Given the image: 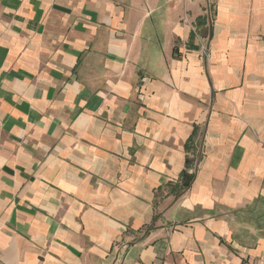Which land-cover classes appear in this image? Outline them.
I'll list each match as a JSON object with an SVG mask.
<instances>
[{"label":"crops","instance_id":"1","mask_svg":"<svg viewBox=\"0 0 264 264\" xmlns=\"http://www.w3.org/2000/svg\"><path fill=\"white\" fill-rule=\"evenodd\" d=\"M206 4L0 0V264H264V0Z\"/></svg>","mask_w":264,"mask_h":264},{"label":"trees","instance_id":"2","mask_svg":"<svg viewBox=\"0 0 264 264\" xmlns=\"http://www.w3.org/2000/svg\"><path fill=\"white\" fill-rule=\"evenodd\" d=\"M196 138H197V132L195 131L194 135L191 137L187 145L185 146V149L188 154L194 155V158L196 161L201 159V154H200V148L198 147L196 143ZM194 168L192 162L190 159L187 160V170L184 171L181 175V180L179 184L177 185H169L171 188V192L176 195V197L181 196L184 192H186L192 185L195 176L194 174L190 173V170Z\"/></svg>","mask_w":264,"mask_h":264},{"label":"built area","instance_id":"3","mask_svg":"<svg viewBox=\"0 0 264 264\" xmlns=\"http://www.w3.org/2000/svg\"><path fill=\"white\" fill-rule=\"evenodd\" d=\"M213 5H214V0H207V4H206V15H205V17H206L207 21H209V22H212V20H213V10H214V6ZM202 48H203L204 53L206 55L207 54L206 47L203 46ZM200 154H201V158H202V152L201 151H200ZM199 161L200 160L198 159L196 161L195 165H194V168L192 170H190V173L191 174H195V171L197 169V166L199 165Z\"/></svg>","mask_w":264,"mask_h":264},{"label":"rangeland","instance_id":"4","mask_svg":"<svg viewBox=\"0 0 264 264\" xmlns=\"http://www.w3.org/2000/svg\"><path fill=\"white\" fill-rule=\"evenodd\" d=\"M210 32H211V29H208V30H207V34L209 35V34H210Z\"/></svg>","mask_w":264,"mask_h":264}]
</instances>
